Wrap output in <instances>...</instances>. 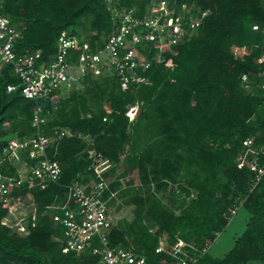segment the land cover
<instances>
[{
	"label": "trees",
	"instance_id": "16d2710c",
	"mask_svg": "<svg viewBox=\"0 0 264 264\" xmlns=\"http://www.w3.org/2000/svg\"><path fill=\"white\" fill-rule=\"evenodd\" d=\"M118 1L142 8L151 0ZM174 1L209 13L199 33L177 45L175 54L152 62L143 73L149 85L122 90L113 75L88 76L63 96L34 101L18 87L6 91L18 80L10 65L3 66L0 149L11 139L34 134L36 106L44 134L65 133L47 149L60 164L58 181L43 189L12 187L15 204L27 213L35 209L36 223L29 224L26 235L4 223L8 205L0 197V264H99L90 253L62 251L63 228L48 209L63 199L66 184L89 177V150L112 165L104 196L115 193L133 206L131 219L113 224L111 246L130 248L154 264L165 257L155 252L161 238L211 245L229 222L228 208L241 201L248 218L230 250L221 258L207 251L192 264H264V171L256 182L255 172L237 162L242 141L252 137L257 166L264 169V98L257 86L264 70L258 62L264 49V0ZM0 13L21 27L15 50H39L45 62L55 54L62 30L101 43L111 29L103 0H2ZM133 106L137 110L129 120L126 113ZM5 166L3 174L17 177L14 165ZM121 177L126 178L122 183ZM166 193L176 201L173 207L163 202Z\"/></svg>",
	"mask_w": 264,
	"mask_h": 264
},
{
	"label": "built area",
	"instance_id": "2783aa9c",
	"mask_svg": "<svg viewBox=\"0 0 264 264\" xmlns=\"http://www.w3.org/2000/svg\"><path fill=\"white\" fill-rule=\"evenodd\" d=\"M103 1L110 14L111 29L101 38L102 42L92 40L82 32L77 35L62 30L56 39V52L48 62L39 60V50H15L22 36L21 27L0 13V75L3 66L10 65L18 80V85L7 84L6 91L11 92L18 87L27 99L53 100L64 90L78 86L85 77L96 78L104 74L115 76L122 90L149 85L151 80L143 73L152 62L161 63L167 53L175 54L177 45L199 33L209 13L198 6L177 4L174 0H151L142 8L137 4L123 6L118 0ZM251 28L259 30L258 24ZM258 62L264 63V49ZM259 75L262 79L257 86L264 98V70ZM246 80V75H242L243 83ZM244 86L249 88V84ZM136 110L137 106H133L127 111L129 120L134 118ZM132 112L134 114L130 116ZM43 123L40 108L36 106L32 120L34 134L23 140L11 139L0 149V197L8 205L4 223L19 235L28 233L29 224L35 225L36 213L35 209L27 213L12 201V187L27 185L43 189L49 182L56 183L61 174L60 164L47 156V149L65 131L44 134L41 129ZM253 142L252 137L242 141L243 151L237 162L239 166H249L255 172L257 182L264 169L257 166L259 150L254 148ZM88 154L91 158L89 177L66 184L63 199L48 207L52 221L63 228L62 251L90 253L98 257L99 264H149L143 254L110 245L109 233L113 222L108 202L115 193L107 197L104 193L110 181L106 172L112 165L98 151L89 150ZM6 163L16 167L17 177L2 173L1 167ZM241 205L240 201L230 206L226 217L230 220ZM209 247L207 244L199 247L181 237L172 243L161 238L155 252L165 257L154 264H192Z\"/></svg>",
	"mask_w": 264,
	"mask_h": 264
},
{
	"label": "rangeland",
	"instance_id": "374dc122",
	"mask_svg": "<svg viewBox=\"0 0 264 264\" xmlns=\"http://www.w3.org/2000/svg\"><path fill=\"white\" fill-rule=\"evenodd\" d=\"M65 94L66 91H63L60 95L63 96ZM133 114L134 112H132L130 116H132ZM117 175H119V171L115 173V176ZM125 180V177H121L120 179L121 183ZM134 183H137V180H134ZM163 202L170 207H173V205L176 204V201H173V199L169 196V193L165 194ZM132 208L133 206L127 204L124 198L121 196L115 195L114 197H112V199L110 198V215L113 224H115L119 219L122 218L131 219ZM247 218L248 212L243 207H239L236 214L229 220L226 227L217 234L215 240L211 243L208 250L209 255L214 258L223 257L224 254H226L232 247L236 237L243 232ZM248 264L254 263L251 262Z\"/></svg>",
	"mask_w": 264,
	"mask_h": 264
},
{
	"label": "crops",
	"instance_id": "0c3cea01",
	"mask_svg": "<svg viewBox=\"0 0 264 264\" xmlns=\"http://www.w3.org/2000/svg\"><path fill=\"white\" fill-rule=\"evenodd\" d=\"M8 218H10V216H8ZM5 220V219H4Z\"/></svg>",
	"mask_w": 264,
	"mask_h": 264
}]
</instances>
